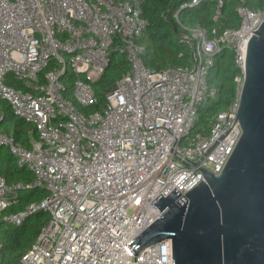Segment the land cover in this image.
Here are the masks:
<instances>
[{"label": "built area", "instance_id": "built-area-1", "mask_svg": "<svg viewBox=\"0 0 264 264\" xmlns=\"http://www.w3.org/2000/svg\"><path fill=\"white\" fill-rule=\"evenodd\" d=\"M210 1L215 25L178 34L191 64L154 70L136 42L147 25L143 0H0V100L37 132L27 147L0 128V146L32 174L28 183L9 184L0 173V223L48 214L14 264H172L169 238L135 255L128 242L161 214L151 203L159 193L186 192L201 180L199 166L222 170L241 134L244 38L264 18V7L238 0V25L222 27L223 0ZM223 49L238 69L235 98L205 133L196 127L198 109L217 96L209 74ZM114 51L129 68L99 106L93 83ZM68 94L90 112H80ZM34 188L43 190L40 200L5 212L19 191Z\"/></svg>", "mask_w": 264, "mask_h": 264}, {"label": "water", "instance_id": "water-1", "mask_svg": "<svg viewBox=\"0 0 264 264\" xmlns=\"http://www.w3.org/2000/svg\"><path fill=\"white\" fill-rule=\"evenodd\" d=\"M244 38L237 119L241 134L218 174L151 202L159 217L128 243L171 241L172 264H264V18ZM135 264V258H134Z\"/></svg>", "mask_w": 264, "mask_h": 264}, {"label": "trees", "instance_id": "trees-1", "mask_svg": "<svg viewBox=\"0 0 264 264\" xmlns=\"http://www.w3.org/2000/svg\"><path fill=\"white\" fill-rule=\"evenodd\" d=\"M250 8L264 7V0H243ZM190 0H143L142 15L147 25L136 42L143 47L141 59L150 69H160L168 66L183 65L187 63L188 49L178 39L183 27L196 25L211 28L215 25L212 15L215 3L210 0L200 1L196 5H189ZM220 23L222 27H236L237 14L232 0H223ZM176 13V16L174 15ZM129 62L125 56L118 52L110 54V60L96 83L105 91L110 89L115 81L128 70ZM238 69L234 65L233 52L223 49L217 53L209 74V81L217 87V96L209 105H201L198 109L197 129L207 133L209 120L221 109L225 108L235 98L234 76ZM11 77L8 74L7 79ZM67 78L65 82H70ZM15 86L17 81H8ZM69 86V84H67ZM2 112L0 113V128L13 137L15 142L29 146V137L37 136L35 128L28 122L13 115L10 106L0 100ZM6 121V122H5ZM13 122V124H11ZM2 129V130H3ZM30 133V135H28ZM3 145L0 146V173L6 182L15 181L28 183L32 174L25 168L16 164L15 156L9 151L6 160L2 159ZM44 195L41 189H25L18 192L17 202L12 204L5 212L16 211L26 203L38 201ZM48 220L44 210H38L25 218L19 224L0 223V264H14L20 255L31 245L40 227Z\"/></svg>", "mask_w": 264, "mask_h": 264}, {"label": "rangeland", "instance_id": "rangeland-1", "mask_svg": "<svg viewBox=\"0 0 264 264\" xmlns=\"http://www.w3.org/2000/svg\"><path fill=\"white\" fill-rule=\"evenodd\" d=\"M238 3V0H232V5H233V7H234V10H235V6H236V4ZM237 16V15H236ZM237 20H238V17H237ZM187 64H191V59H190V57H187ZM210 82V81H209ZM211 84H214L213 82H210ZM66 84H69L68 82H66ZM93 87H94V90H95V94H96V96H97V99H98V101H99V106H103L104 104H105V97H104V95H105V89L101 86V85H99V83H93ZM68 98L75 104V106L77 107V109L80 111V112H82L84 115H87L89 112H90V110H91V108H92V106H81L80 104H78L75 100H74V98H73V96H72V94H68ZM213 99H215V98H211V99H209L208 101H206L205 103H203L202 105L204 106V105H209L211 102H212V100ZM2 105L0 104V113L2 112ZM198 115H199V113H198ZM6 122V121H5ZM11 124H13V122L11 123ZM1 129H3L2 127H1ZM4 130V129H3ZM5 131V130H4ZM28 135H30V133H28ZM5 152H9V149H8V147L7 146H5V145H3V150H2V159H3V161H5L6 160V156H7V154L5 153ZM37 189H41V188H37Z\"/></svg>", "mask_w": 264, "mask_h": 264}]
</instances>
